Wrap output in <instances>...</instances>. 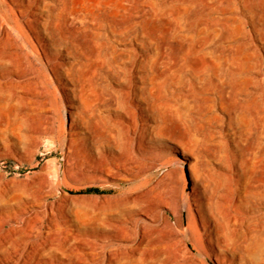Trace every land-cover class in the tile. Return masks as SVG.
<instances>
[{
	"label": "bare ground",
	"instance_id": "bare-ground-1",
	"mask_svg": "<svg viewBox=\"0 0 264 264\" xmlns=\"http://www.w3.org/2000/svg\"><path fill=\"white\" fill-rule=\"evenodd\" d=\"M20 34L33 37L38 70ZM40 70L56 94L52 117L67 118L65 167L87 161L109 173L99 144L141 153L153 141L167 144L177 167L119 200V224L106 235L114 251L79 237L78 214L76 225L57 220L41 199L50 176L26 194L47 223L4 228L21 197L0 191V264H264V184L253 182L264 165V0H0V95L19 97L13 83ZM44 133L56 139L53 126ZM199 142L225 158L222 179L185 165ZM134 161L129 181L153 165Z\"/></svg>",
	"mask_w": 264,
	"mask_h": 264
},
{
	"label": "rangeland",
	"instance_id": "rangeland-1",
	"mask_svg": "<svg viewBox=\"0 0 264 264\" xmlns=\"http://www.w3.org/2000/svg\"><path fill=\"white\" fill-rule=\"evenodd\" d=\"M29 38L30 36L26 34L18 35V40L21 41L27 52L25 56V61L28 60L27 66L38 70L40 65L29 40L31 39L34 43L35 41L33 37ZM51 78L58 86L52 74ZM13 87L19 97L14 94L9 95L6 92H4V95H0V145L7 144L10 149L0 151V191L21 197V200H19V204L10 205L16 210L17 219H6L3 227L10 228L26 222H38L40 220L47 223L48 218L42 214L32 216V210L37 206L34 204L33 199L26 197V194L33 192L43 184L46 176H50L52 184L50 187H44L47 190V195L41 199L45 202L48 201V204L54 203L57 220L60 222L62 218L68 217L72 219L71 223L76 225L77 222L73 219V215L78 214L81 219L85 218L82 227L79 228V237L103 243L106 249L118 250L117 240L110 239L106 235L113 232V228H116L119 224L120 214L117 211L118 208H116L119 200L125 194L128 195L131 192L141 194L149 186L151 187V185L172 176L177 167L175 155L165 148L167 144L163 141H153L150 147L144 148L141 153H137L129 145H127V148L126 145H122L117 150L116 146L104 143L99 144L98 148L101 150L102 162L112 167L109 173L88 167L87 164L89 163L87 161L83 166H79L76 160H71L69 165L65 167L62 141L65 138L67 140V118L65 117L64 123H62L59 116L53 118L51 115L52 103L49 100H54L56 94L53 92L48 78L40 70L37 79L28 76L22 82L13 83ZM57 90L62 95L59 87ZM50 126L54 127L55 140L44 133V130ZM19 140L25 144V151L18 150L15 143ZM87 151H91L93 156L96 155L94 149L88 148ZM192 153V157L186 155L184 158L185 165L194 160L208 174L222 179V174L226 172L223 167L225 158L218 156L211 147L200 142ZM134 160H139L143 164L152 163L153 165L149 171L142 174L138 179L129 181L125 179L126 169L130 170L132 168L130 164L134 163ZM262 161L264 164V156ZM62 168L64 170L68 168L69 170L68 172L65 171V177L61 174L60 170ZM180 169L181 167H179V172ZM186 177H188V170L184 167L179 180L182 181ZM141 181H146L144 186L134 188V190L129 189L135 182ZM253 182L256 185L264 184V165L256 172ZM89 188H96L98 192H88L87 189ZM165 210L167 214L173 217L168 209ZM59 212L62 214H59ZM103 221L106 224L109 222V226L105 227ZM112 222L114 223L112 224ZM45 229L44 227L43 231ZM101 239L103 242L100 241ZM102 256V253L99 254L98 259H102Z\"/></svg>",
	"mask_w": 264,
	"mask_h": 264
},
{
	"label": "trees",
	"instance_id": "trees-1",
	"mask_svg": "<svg viewBox=\"0 0 264 264\" xmlns=\"http://www.w3.org/2000/svg\"><path fill=\"white\" fill-rule=\"evenodd\" d=\"M88 192H98V189L96 188H89L87 189Z\"/></svg>",
	"mask_w": 264,
	"mask_h": 264
}]
</instances>
